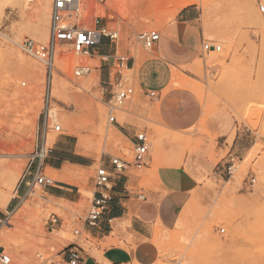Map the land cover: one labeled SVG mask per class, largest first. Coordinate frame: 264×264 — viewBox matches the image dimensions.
Masks as SVG:
<instances>
[{
    "label": "rangeland",
    "instance_id": "374dc122",
    "mask_svg": "<svg viewBox=\"0 0 264 264\" xmlns=\"http://www.w3.org/2000/svg\"><path fill=\"white\" fill-rule=\"evenodd\" d=\"M43 1L10 0L0 14V162H13L22 170L15 197L6 203L10 178L0 165V219L7 221L0 246L13 264H59L71 243L94 257L109 246L127 247L130 221L114 222L106 243L85 233L83 226L97 169L111 157L132 161L134 138L143 132L149 153L145 167L124 173L131 179L129 193L156 203L171 193L180 205L171 229L155 227V264H264V16L259 10L264 0H254L250 15L249 0H86L82 25L95 27L98 19H108L107 32L118 35L111 55L125 56L132 69L120 70L116 64L111 70L112 84L122 80L134 90L115 112L114 125L109 124L110 95L103 90L109 71L102 67L105 58L77 55L71 45L58 49L52 101L46 106V68L24 49L30 40H48L53 0H45L48 15L41 12ZM184 9L194 13L204 39L221 51L204 52L188 67L163 70L168 80L162 97L183 87L200 103L191 128L171 130L160 115L159 93L141 85L146 69L160 71V55L145 50L137 36L163 34ZM30 63L37 72L26 68ZM106 63L111 68L113 59ZM82 66L90 67V73L75 79V69ZM174 73L180 75L175 84ZM16 92L34 93V98L16 97ZM148 92L158 97L151 100ZM48 110L56 114L46 129ZM56 126L62 131L56 132ZM46 136L52 152L42 169L53 184L43 187L33 183L38 161L32 157ZM64 158L73 164L64 168L70 165L79 177L70 184L75 203L50 195L62 182L64 169L51 171L49 161ZM233 158L232 176L222 178L221 168ZM52 217L58 219L54 226ZM76 230L83 232L81 237L74 235ZM5 231L13 241L3 237Z\"/></svg>",
    "mask_w": 264,
    "mask_h": 264
},
{
    "label": "crops",
    "instance_id": "0c3cea01",
    "mask_svg": "<svg viewBox=\"0 0 264 264\" xmlns=\"http://www.w3.org/2000/svg\"><path fill=\"white\" fill-rule=\"evenodd\" d=\"M196 21L194 13L190 9H184L176 22L164 31L154 49L160 55L158 60L160 71L152 67L143 72L145 77L141 84L142 88L152 89L159 93L160 115L171 130L191 128L200 113V103L188 91L190 89L177 87L179 89H173L162 97V90L168 80L163 70L191 66L204 54L203 43L206 40ZM109 23L108 19L101 20L103 28L108 29ZM117 43V41L111 42L110 39L104 38L95 50L97 56L105 58L102 67L109 68V71L105 70L103 83H112L111 70L114 66L110 68L106 62L112 59V45H118ZM66 164L73 165L69 159L64 158L61 163L49 161L48 166L53 171H61ZM130 181V177L124 175L120 180L112 182L110 207L99 227L91 231V234L94 238L106 243L114 231V222L130 221L131 226L128 232L131 235V242L128 240L124 242L127 247L109 246L98 257L84 251L81 264H155L157 262L159 247L155 243V227L159 226L164 229L173 227L180 208L179 199L171 193L166 194L158 203L149 199H141L129 193L127 186ZM75 194V187L66 182H60L55 189L50 190L51 197L69 203L76 202ZM152 197L156 200L154 198L156 195L153 194Z\"/></svg>",
    "mask_w": 264,
    "mask_h": 264
},
{
    "label": "built area",
    "instance_id": "2783aa9c",
    "mask_svg": "<svg viewBox=\"0 0 264 264\" xmlns=\"http://www.w3.org/2000/svg\"><path fill=\"white\" fill-rule=\"evenodd\" d=\"M260 13L264 16V6H260ZM82 11L79 0H53L51 7V20L48 40L44 43H36L33 40L27 42L24 47L25 51L33 58L44 64L46 68L45 79V103L49 107L52 101L53 81L56 72V56L58 49L62 45H71L73 51L80 56H92L95 54L96 48L102 43L104 38L115 42L118 35L108 33V29L101 26L100 19L97 20L95 27H85L81 23ZM162 34L159 31H149L140 33L137 36L138 43L147 51L155 49L158 42L161 40ZM221 47L213 45L205 41L203 43V52H220ZM113 66L116 64L120 68L128 69V60L125 56H113ZM119 70V75L121 74ZM91 69L88 66L78 67L74 71V78L78 79L90 73ZM104 92L110 95L108 102L109 124H117L115 112L119 110L134 94L131 87H127L122 80L115 84L103 83ZM147 97L151 100L158 97L156 92H148ZM51 111L48 110V117L45 122L46 129L48 128L51 119ZM56 132H61V127L54 128ZM51 149L47 146V136L41 147L33 153V160L38 161V165L34 172L33 183L43 187H48L53 182L48 179L43 173V163L49 157ZM149 153L148 137L146 133H140L135 136L133 141V160L127 161L120 157H111L108 165L100 166L95 175V193L91 206L84 219L83 230L85 233L98 228L100 222L108 211L112 197L110 191L112 182L120 180L124 173L131 167L142 168L146 166L147 155ZM235 158L231 159L229 165L222 167L220 176L222 178L231 177L234 167ZM255 180L252 181V184ZM58 222L56 217L49 219V223L54 226ZM7 224L6 220L0 219V230ZM82 231L76 230L74 235L81 237ZM84 250L77 244L71 243L66 247L62 254V260L59 264H81L83 261ZM0 264H13L12 258L6 253L5 248L0 246ZM54 264V263H51Z\"/></svg>",
    "mask_w": 264,
    "mask_h": 264
},
{
    "label": "bare ground",
    "instance_id": "6f19581e",
    "mask_svg": "<svg viewBox=\"0 0 264 264\" xmlns=\"http://www.w3.org/2000/svg\"><path fill=\"white\" fill-rule=\"evenodd\" d=\"M193 1V0H191ZM190 1V2H191ZM10 2V0H0V14H3V8ZM51 2V1H50ZM80 2V6L81 7H85V3H86V0H79ZM187 2V1H186ZM189 2V0H188ZM254 0H249V15L253 12V9H254ZM50 6V5H49ZM41 12L45 15H48L49 13V7H48V4L47 2L44 0L43 3H42V9H41ZM49 28V27H48ZM61 61H65V56H64V53H62V58H61ZM93 61V60H92ZM72 62H76V59L73 58L72 59ZM27 69H31V71L33 72H37L38 70L36 69L35 65L33 64H29L27 67ZM127 71H130V69H128ZM177 73V72H176ZM95 75V74H94ZM93 75V76H94ZM97 75H95L96 77ZM94 77V78H95ZM180 79V75L179 74H173V79H172V82L175 84L176 82L178 83ZM34 94V93H33ZM32 93H21V92H16L15 93V96L16 97H27L29 99H33L34 98V95ZM55 111H52L51 112V117L52 119H55ZM95 131L99 134V135H102L103 132L101 129L99 128H96ZM97 136V135H96ZM0 165H2L5 169H4V175L8 178H10V184L7 186V195H6V203L8 201H10L11 198H14L15 197V194H13V191L15 189V187L17 186L18 182L20 181V178H21V175H22V170L21 168H19V166L13 162H0ZM70 165H67L65 168H64V171H63V174L62 176L60 177V181L62 182H66V183H69V184H77V180H78V175L74 172H72L70 170ZM53 171V170H51ZM24 212V211H23ZM23 214V213H22ZM19 216V215H18ZM17 216V217H18ZM20 219V217H19ZM18 219V220H19ZM17 220V222H18ZM19 224V223H18ZM63 233V232H62ZM3 237L7 238L8 239V242H11L13 241V235L11 234V232H4L3 233ZM67 239V238H66Z\"/></svg>",
    "mask_w": 264,
    "mask_h": 264
}]
</instances>
